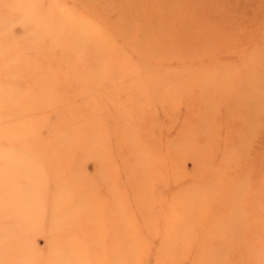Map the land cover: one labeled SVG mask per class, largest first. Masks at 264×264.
<instances>
[{
    "label": "rangeland",
    "instance_id": "obj_1",
    "mask_svg": "<svg viewBox=\"0 0 264 264\" xmlns=\"http://www.w3.org/2000/svg\"><path fill=\"white\" fill-rule=\"evenodd\" d=\"M0 264H264V0H0Z\"/></svg>",
    "mask_w": 264,
    "mask_h": 264
}]
</instances>
